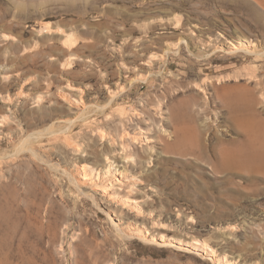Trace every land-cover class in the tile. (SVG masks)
Instances as JSON below:
<instances>
[{"label": "rangeland", "instance_id": "obj_1", "mask_svg": "<svg viewBox=\"0 0 264 264\" xmlns=\"http://www.w3.org/2000/svg\"><path fill=\"white\" fill-rule=\"evenodd\" d=\"M262 95L264 0H0V264H264Z\"/></svg>", "mask_w": 264, "mask_h": 264}, {"label": "bare ground", "instance_id": "obj_2", "mask_svg": "<svg viewBox=\"0 0 264 264\" xmlns=\"http://www.w3.org/2000/svg\"><path fill=\"white\" fill-rule=\"evenodd\" d=\"M232 47H235V46L233 45ZM120 90H122V88ZM117 95H118L117 91L114 92L113 94H111L110 102H109L110 104L115 99V97ZM262 97L264 99L263 95H262ZM72 99H73V102L71 103V105L77 106V108H78V106H81L82 110L86 111L87 106H86V103L82 99V93L77 94L76 97L72 96ZM252 117L255 118L256 120H254L251 124H249V130L245 134L246 136L244 138V142L241 143L239 146H237V147H235V148H233L231 150H228L227 154L221 160V162L212 166V169H213L214 172L225 171V170H245V169H246L247 172H252V171H255L256 169H258L260 167V165L262 163V160H264V118H257V116H255V115H252ZM5 118L3 117V118L0 119V125L1 126L3 124H7L8 118L7 117H5ZM98 134L100 135L101 138H103L101 132L98 131ZM27 139H29V138H27ZM110 142H111L110 144L112 146L119 145V148L121 150L120 154L123 155V159L122 160H126V162H127L128 161V157L131 156V152H130V149H128V145L125 144L123 141L116 142V140L114 139L113 136L110 137ZM107 159H109V158H107ZM109 161L110 160H108L107 164L105 165V172H104L105 174H107L108 171H110V168L112 166H114L112 161L111 162H109ZM80 169L82 170V174H81V176H82L81 178L82 179H88L89 180L93 176V172H94L93 168H90V167L86 168V166H82ZM98 173L99 172H98V169H97L96 174H98ZM115 173H116V171H115ZM123 174L124 173L121 172V171L118 173V175H121V178L123 177ZM250 180H256V177H252V178H250ZM114 181L116 183H120V180H118L117 178H115ZM131 199L132 198H127L126 200L129 201ZM132 202H133V199H132ZM135 203L137 205V201ZM207 245L208 244H202V246L205 249L208 248ZM9 250H11V249H9ZM12 259H13V257H12ZM24 259H25V256H24ZM225 261H226L227 264H232L230 261H227V260H225Z\"/></svg>", "mask_w": 264, "mask_h": 264}]
</instances>
